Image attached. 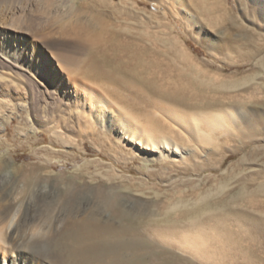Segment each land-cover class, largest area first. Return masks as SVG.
Instances as JSON below:
<instances>
[{"label":"rangeland","instance_id":"374dc122","mask_svg":"<svg viewBox=\"0 0 264 264\" xmlns=\"http://www.w3.org/2000/svg\"><path fill=\"white\" fill-rule=\"evenodd\" d=\"M261 8L255 0H0V211L8 209L0 227L13 215L12 226L30 225L23 217L32 203L41 215L31 232L45 222L55 238L91 208L108 217L116 204L146 212L147 226L203 232L192 254L199 264H264ZM91 53L110 57L104 69L133 86L87 77ZM157 100L188 116L250 110L256 138L197 144L152 108ZM149 117L184 158L174 154L164 168L120 127L146 134ZM241 126L246 132L248 119ZM29 171L32 188L22 184ZM36 260L59 263L52 251Z\"/></svg>","mask_w":264,"mask_h":264},{"label":"bare ground","instance_id":"6f19581e","mask_svg":"<svg viewBox=\"0 0 264 264\" xmlns=\"http://www.w3.org/2000/svg\"><path fill=\"white\" fill-rule=\"evenodd\" d=\"M256 1L261 3L262 8L260 11L264 15V0H255V2ZM89 60V66L87 67L88 72L86 71L87 77H107L124 88L130 87V83H132L133 86L134 81H128L127 83L125 82V84L121 78H118L121 76L117 77V75H113L104 69L103 64H114L111 63L110 57H108V59H100L96 53H91ZM122 66L123 65H121V67ZM121 67H119V72H121ZM115 68L113 69L114 73ZM123 75L124 74H122V76ZM125 78L126 81L131 80L129 76L128 78ZM135 87L136 86H134L131 90H134ZM248 91H251V94H257L258 88L254 85L249 87ZM157 102L158 100L156 102H151L152 108L163 112L165 116L171 120V122L179 125L180 128H182L187 135H189V139L191 137V139L197 144L210 145L213 149H216L218 141L222 138L231 140L233 143H236V141L241 137H245L249 140V142L256 138L257 127L255 125V119L248 117L249 114H251L250 110L246 113L238 108L236 109V107L232 105V113L229 110H220L216 113H212L215 112L212 111L209 113L204 112L203 114L197 113L194 116H188L184 113L183 115L182 113L175 111L174 108H172L173 110L165 108V103L162 106V103ZM177 103L179 106H186L183 102ZM248 103L251 105V109H255L258 101L251 97L250 100H247V104ZM255 111L253 112L254 115ZM245 119H248L246 132L241 126ZM147 120L148 122L146 123L144 130L146 134H143V131L139 129L130 127V124H128L129 122L126 121L122 122L120 127L125 131V134L129 136L128 139H130L131 142L141 146L143 149H146L151 153L153 152L152 155L148 153V157L158 155L157 158L159 159V162L161 161L160 163L164 168L166 167V164L169 163L166 159H170L174 154L182 158L188 154L180 145L167 138V136L159 135L161 130L165 131L167 130V127H162L160 122L151 117ZM107 125L110 127L111 122L108 121ZM169 130H172V128H169ZM172 132H174V130H172ZM176 134L181 136L178 132ZM189 139L181 136V140L184 143L190 142ZM171 159L173 160L174 158L172 157ZM189 160L190 159H188V161ZM204 165L208 166L206 163ZM167 166L169 167V164ZM1 167H3V165H0V168ZM194 167L196 170L198 169L196 166ZM201 167L199 169H201ZM20 172L23 173L22 170ZM33 177L34 176L30 174V171L28 174H24L22 184H24L26 188H32L37 182ZM5 180L7 181V179ZM31 204L27 206V210L24 215L25 217H23V219L25 218L27 221H32L30 222V225L35 224L34 222L37 219L36 217H38L41 213L39 209H36L34 204ZM110 208L111 213L108 217H102L98 214L99 212L96 213L97 210L96 212H94V210L92 212L91 208V212L86 218H82L83 220L81 221H75L67 229L62 230L59 234H55V238H49L46 232H44L47 227L45 222L39 226L38 229H40V231L38 233H32L28 223L23 224L21 222L22 225H25V228H21L22 226L20 227V223L18 226L17 224L12 226L15 216L11 215L12 218L10 219L6 230L4 231L3 228L0 227V255H3L4 264H38L36 257L43 256L46 259V255L51 251L55 252V255L57 254V259L59 261L57 264H199L198 261L193 258L192 254L195 252L194 249L199 247L196 243L202 244L206 242V238L204 237L205 234L203 235V232L202 234L197 233L196 235L187 233L178 235L176 232L168 229L147 226L144 224L142 218L144 215L147 216L145 214L146 212H133L123 209L120 206H117L116 208V204H112ZM6 211H0L1 223L6 221V218H8L5 216ZM31 228H33V225ZM47 229L48 228H46V230ZM3 244H6L7 246L2 248ZM180 246H183L182 248L189 252L190 256L186 253V255H184L178 252L177 250L179 249L176 248ZM1 250L3 252H1Z\"/></svg>","mask_w":264,"mask_h":264},{"label":"snow or ice","instance_id":"6c2138e0","mask_svg":"<svg viewBox=\"0 0 264 264\" xmlns=\"http://www.w3.org/2000/svg\"><path fill=\"white\" fill-rule=\"evenodd\" d=\"M0 264H4L3 256L0 255Z\"/></svg>","mask_w":264,"mask_h":264}]
</instances>
